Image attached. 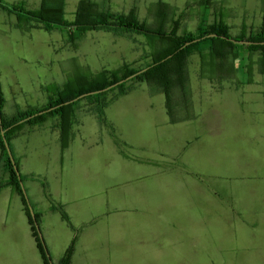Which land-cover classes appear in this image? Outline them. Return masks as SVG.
<instances>
[{"label": "rangeland", "instance_id": "rangeland-1", "mask_svg": "<svg viewBox=\"0 0 264 264\" xmlns=\"http://www.w3.org/2000/svg\"><path fill=\"white\" fill-rule=\"evenodd\" d=\"M81 1H65L63 17L65 21H75L76 11ZM92 1L95 3L97 12L121 15L129 14L135 9L140 20L148 23L156 22L157 12L163 3L166 8L171 9L177 15L175 19L179 23L180 34L184 30L195 32L199 24L198 4L200 0ZM214 1L216 2L215 8H217L215 14L223 12L231 27L232 36L238 37L246 29L247 37H249L252 33H259L264 29V0ZM41 8L42 5L36 11ZM0 11L5 10L0 8ZM1 19L0 12V24ZM6 19L10 23L11 18L6 16ZM214 19L215 16L211 18V21L213 22ZM29 23L30 21H26L24 25L29 27ZM0 31L7 32L10 38L16 36L14 31H10L9 28L5 30L2 25H0ZM25 31L27 32H23L26 36L23 38L24 43L0 41L2 48L0 92L3 99L0 114L5 120L7 115H10L13 104L21 105L26 102L34 106L32 105L34 102L44 100L43 97L49 94L43 92L41 87L49 92L51 89L49 85L54 84L53 80L57 85L56 93L65 87L69 89L88 87L92 81L98 79V74L102 70L113 72L124 65L139 69L151 63L154 53L147 38L140 34L128 32L118 34L105 30L90 31L81 35L77 45L74 46L66 30L60 27L51 31L45 29ZM3 36L0 33V38ZM48 44L54 46L56 51L49 49ZM10 48L13 50L10 51ZM255 58H258V55ZM190 63L192 112L197 120L202 121L201 125L194 124V129L200 131V136L192 137L186 124L177 128L164 129L163 137L176 151L181 150L180 156L184 154L187 142L191 144L190 151L183 157H179L178 162L184 172V176H181L184 181V194L186 197L199 196L203 200L197 205L199 210H195L194 213L185 211L184 215L182 212L177 215L169 214L167 235H165L164 221V235L153 234L147 239L137 236L135 242L146 245L150 249L146 253L147 257L140 254L139 257H134L129 261H120L118 264H264L261 261L264 258H257L258 255H264V248L260 249L263 245L254 243L250 246L243 241L240 236L242 226L240 219L226 211H221L219 207L205 200L212 197L214 193H218L216 191L223 195V191L227 192L228 195L239 200L256 195L257 188H264L255 184L259 179L247 180L248 175L245 172L242 173L240 169L244 159L242 151H244L246 162V159H250L248 152L253 149L258 150L257 141L264 140V75L261 74L259 67L255 66L251 84H241L242 81L247 80V77L240 75L223 81H211L200 77V59L197 55L191 58ZM127 87L132 88L130 95L121 99L119 103L111 104L112 106L106 110L107 125L112 126L109 121L119 116L154 115L159 122L163 121L166 116L168 117L165 109L166 98L163 94H151L149 85L146 83H134ZM145 89L148 92H144ZM53 93L55 92L50 94L51 97ZM96 94L97 92L92 93L94 97ZM117 96L118 90L110 91L103 96V101L109 102ZM150 98L153 103L152 110L148 104ZM97 103V98L85 97L77 106V111L81 113L79 116L83 121V127L79 133L89 142L94 141L97 135L101 137L105 134L104 126L100 127L92 117L95 115L90 112ZM181 115L186 114L183 112ZM143 127L145 128L146 125ZM247 128H249L248 131H246ZM119 131L116 129L115 134L119 140L124 142L122 133L119 134ZM140 131L141 126L138 124L132 129L133 133ZM151 144L152 146L148 147L147 156L155 159L163 146L155 140ZM162 150L165 151V147ZM260 154L263 156V153ZM258 156L257 152L255 160ZM258 164L256 162L255 166L260 169ZM259 171L262 176L264 170ZM19 172L22 175L20 167ZM168 178L170 181L177 179L176 174H170ZM179 181L182 180L179 179ZM30 187L31 184L25 180L24 188L29 198L34 196V191ZM179 187L182 188V185L180 184ZM29 189L30 193H28ZM12 190L6 188L0 191V264H14L13 256L16 255L10 246L12 235H5L3 230L6 228L2 225V219H8L12 225L15 223L18 205L23 203L21 196ZM180 191L182 192V189ZM155 194L156 188L153 190V195ZM233 206L238 208L241 204ZM2 212L5 213L2 215ZM41 232L45 242L42 228ZM237 234L239 236H236ZM111 237L112 235L108 237V243ZM103 239L104 237L99 241L103 242ZM162 239L164 249L165 245L167 246V252L164 251L163 260L160 258L163 262H160L155 255H158L156 249L159 245L157 243Z\"/></svg>", "mask_w": 264, "mask_h": 264}, {"label": "crops", "instance_id": "crops-1", "mask_svg": "<svg viewBox=\"0 0 264 264\" xmlns=\"http://www.w3.org/2000/svg\"><path fill=\"white\" fill-rule=\"evenodd\" d=\"M6 2L12 5L23 4L30 11H36L43 4V0H6ZM0 12L2 17L0 25L4 26L5 30L9 28L16 33L15 37L10 38L7 32L0 31L1 35H4L0 41L4 40L5 43L10 41L17 44L24 43L23 32H27L25 30L31 32L35 29H44L42 25L33 21H30L29 27L22 25L17 15ZM5 15L11 18L10 23L7 22ZM47 46L56 51L54 46L50 44ZM12 50L13 48H10V51ZM1 51L0 46V53ZM1 74L0 72V78ZM53 83L49 85V89L51 88L49 92L41 87V90L49 95L44 96V100L38 103L34 102L32 104L34 106L26 102L21 105L13 104L7 119L15 118L19 113L31 109L48 107L51 101L56 99L55 80ZM143 91L148 92L147 89ZM52 92L55 93L51 97ZM129 95L111 104L119 103L121 99ZM148 104L152 110L151 98ZM80 114L77 111L71 142L65 149L62 147V127L59 116L49 117L38 125H26L11 141V149L19 163L22 176L31 184L30 188L34 191V194L31 192L34 196H30L29 200L31 199L35 213L41 215L40 227L52 260L58 264L73 241H75V250L72 264H118L120 261L139 257L140 254L147 257L146 253L150 249L141 243L137 244L135 242L137 236L147 239L153 234L162 236L165 231L167 235L169 214L177 215L182 212L184 215L185 211L194 213L195 210H199L197 205L203 200L199 196L186 197L184 194V181L183 177L181 178L184 172L178 162L179 157H183L190 151L191 144L187 142L184 154L180 156L181 150L176 151L163 137L164 129L187 124L192 137H196L195 135L200 136V131L194 129V124L201 125L202 121L195 119L171 124L167 116L161 122L154 115L119 116L109 121L112 126H104L105 134L101 137L97 135L94 141L89 142L79 133L83 127ZM92 117L100 127H103L97 116ZM137 124L141 126V131L133 133L132 129ZM143 125L146 127L144 128ZM116 129L120 130L119 134L122 133L124 142L116 136ZM248 130L249 128L246 129ZM154 140L163 146L162 149L165 147V151L161 149L156 158L151 159L147 156V151ZM257 143L258 150L253 149L248 152L250 159H246V162L244 151H242L244 159L240 169L242 173L245 172L248 175L247 180L259 179L255 184L264 187V171L262 176L259 171L264 170V140ZM257 152L259 156L255 160ZM260 153H263V156ZM256 162L259 163L260 169L256 168ZM170 174H176L177 179L170 181L168 178ZM179 179L182 181L180 182ZM180 184L182 188L179 187ZM154 188H156L155 195H153ZM257 189L256 195L239 200L224 191V195L216 191L218 193H214L212 197L205 200L219 207L221 211H226L240 219L242 224L240 236L243 241L250 246L254 243L263 245L260 247L262 249L264 248V188ZM29 191L30 189L28 193ZM238 203L241 206L235 208L233 205ZM54 205L63 206L72 226L59 212L54 211ZM4 213L2 212V215ZM16 218L13 225L8 219H2V225L6 228L3 230L4 234L12 235L10 246L16 253L13 256L14 264H44L23 203L18 205ZM164 221L165 231L163 230ZM111 235L108 243V237ZM102 237H104L103 242H100L99 239ZM157 244L159 245L156 249L158 255L155 257L159 261L160 258L163 260L167 246L165 245L164 249L163 239ZM261 257L264 258V255L257 256L258 259ZM162 260L160 262H163ZM261 261L264 262V259Z\"/></svg>", "mask_w": 264, "mask_h": 264}, {"label": "trees", "instance_id": "trees-1", "mask_svg": "<svg viewBox=\"0 0 264 264\" xmlns=\"http://www.w3.org/2000/svg\"><path fill=\"white\" fill-rule=\"evenodd\" d=\"M66 0H44L39 11L27 10L24 5H12L0 0V8L6 12L17 15L20 24L26 21H33L51 31L57 27L63 28L68 33L71 44L76 46L78 38L90 31L105 30L115 33L128 32L140 34L147 38L153 49L152 61L144 67L135 69L129 65L110 72L102 70L98 79L92 81L88 87H77L65 89L56 93L57 98L53 99L48 107L31 109L19 113L12 119H2L0 124V191L6 188L13 189L21 196L24 211L29 219L33 237L36 240L38 249L42 255L44 264H55L48 251L44 240L40 237L32 218L28 199L23 191L22 183L26 178L18 175L11 161L10 155L4 143L2 130L6 131L5 138L9 142L15 138L26 126H34L45 122L49 117L59 116L62 127V147L67 148L71 142L74 120L77 113V106L80 100L71 102L84 94L97 92L96 97L92 94L86 98H97V105L90 110L97 116L102 126L108 124L106 110L112 102L126 96L132 91L130 86L136 83L149 85L151 94H163L166 98V110L171 124H178L196 119L193 111L192 89L190 84V60L194 55L200 59V77L211 81H223L235 76L247 77L241 84H251L255 66L259 67L264 75V45H242L233 43L230 39L237 41H251L256 43L264 42V29L259 33H252L247 37V30L240 36H232L231 27L223 12L217 13L214 0H200L199 24L195 32L184 30L179 33V23L176 22V14L161 4L157 12L156 22L148 23L141 21L138 13L133 9L129 14L115 15L110 12H97L95 3L92 0H82L77 8V18L73 22L64 20ZM168 13H167V12ZM215 16L214 21L211 18ZM217 35V37H211ZM199 40L198 42H195ZM188 43H190L188 45ZM258 55V58H255ZM148 69L134 79L125 82L107 92H99L107 89L130 76ZM240 83V82H239ZM118 90V96L113 100L103 101V96L108 92ZM3 106V99L0 92V109ZM51 109V111H50ZM186 115L182 116V113ZM3 128V129H2ZM118 144H122L118 140ZM11 147V146H10ZM16 161V160H15ZM19 169V164L16 161ZM47 188V187H46ZM29 198V197H28ZM31 204V203H30ZM54 211L59 212L63 219L71 224V220L63 206L54 205ZM40 225L41 215L35 213ZM75 250V241L69 247L58 264H72V256Z\"/></svg>", "mask_w": 264, "mask_h": 264}, {"label": "water", "instance_id": "water-1", "mask_svg": "<svg viewBox=\"0 0 264 264\" xmlns=\"http://www.w3.org/2000/svg\"><path fill=\"white\" fill-rule=\"evenodd\" d=\"M211 37H217V35H211ZM198 41H199V40H197V41H195V42H198ZM230 41H232L233 43H238V44H242V45H253V44H255V45H264V42H262V43H256V42H251V41H237V40H235V39H230ZM189 44H190V43H188V45H189ZM147 70H148V69H144V70H142V71H140V72H138V73H136V74L130 76V77L127 78L126 80L120 81L119 83H117V84H115V85H113V86H111V87H109V88H107V89H104V90H102V91H99V92H100V93H101V92H107V91L110 90V89H113V88H115V87H117V86H119V85H121V84H124L125 82H128V81L134 79L135 77H137L138 75L144 73V72L147 71ZM90 94H92V93H90ZM90 94H84V95L80 96L79 98H77V99H75V100H73V101H71V102H67L66 104L68 105V104H71V103H75V102H77L78 100H80V99H82V98H85V97L89 96ZM50 111H51V109H50ZM0 124H1V126H2V116H1V114H0ZM2 129H3V128H2ZM5 133H6V131L3 129V130H2V135H3V137H4V143H5V146H6V148H7V151H8V153H9V155H10L11 161H12L14 167H15V171L17 172L18 175H20V172H19V169H18V167H17V165H16V161H15V158H14V156H13L12 149H11V147H10V144H9V142H8V141L6 140V138H5ZM22 187H23V191H24V193H25V195H26V197H27V199H28L29 206H30V211H31V215H32V218H33V220H34V222H35L36 228H37V230H38V232H39L40 237L43 239V237H42V232H41V227H40V225H39V223H38V221H37V219H36L35 211H34L32 205L30 204V200H29V198H28V194H27V192H26V190H25V188H24V184H23V183H22Z\"/></svg>", "mask_w": 264, "mask_h": 264}]
</instances>
